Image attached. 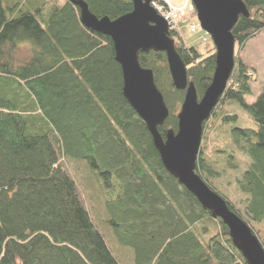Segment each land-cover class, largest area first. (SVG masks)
I'll return each instance as SVG.
<instances>
[{"label": "trees", "instance_id": "16d2710c", "mask_svg": "<svg viewBox=\"0 0 264 264\" xmlns=\"http://www.w3.org/2000/svg\"><path fill=\"white\" fill-rule=\"evenodd\" d=\"M96 17L130 13L132 0H80ZM249 16L232 30L234 67L202 126L195 172L250 227L264 251V89L240 54L264 32V0H240ZM170 37L198 99L215 55ZM153 72L177 130L184 91L165 54L139 55ZM239 108L256 127H237ZM237 155L244 168L237 171ZM83 163V165H82ZM87 169L131 264H246L227 227L162 166L152 137L122 95L109 37L90 31L68 0H0V264H128L95 226L68 167Z\"/></svg>", "mask_w": 264, "mask_h": 264}, {"label": "water", "instance_id": "95a60500", "mask_svg": "<svg viewBox=\"0 0 264 264\" xmlns=\"http://www.w3.org/2000/svg\"><path fill=\"white\" fill-rule=\"evenodd\" d=\"M68 1L78 8L83 27L111 39L115 62L122 74V95L146 126L166 172L196 198L203 210L227 227L232 245L246 264H264V251L251 229L195 172L202 126L233 71L235 40L232 30L239 17L249 16L244 3L240 0H190L200 29L210 37L215 48L211 83L198 99L170 37L169 27L152 9L150 0H132V11L114 20L94 16L83 1ZM150 51L165 54L173 87L185 93L176 116L177 130H167L164 138L158 128L168 118V109L155 85L153 72L139 64V55Z\"/></svg>", "mask_w": 264, "mask_h": 264}, {"label": "rangeland", "instance_id": "374dc122", "mask_svg": "<svg viewBox=\"0 0 264 264\" xmlns=\"http://www.w3.org/2000/svg\"><path fill=\"white\" fill-rule=\"evenodd\" d=\"M169 1L176 8L183 6L186 2V0ZM189 3L191 4L190 13L180 21L177 27L178 33L186 45L195 47L199 52L204 53L203 56L214 54L215 48L213 43L210 37L200 29L195 8L190 0ZM192 26L195 27V31H191ZM242 61L254 73L253 82L251 83L252 93L246 97L247 103L253 104L264 89V32L260 33L256 39L248 43L247 52ZM238 110L241 118L237 127H256L252 118L245 111L241 108ZM237 157V171H242L244 166L240 161L244 159L241 155H237ZM77 168L72 169V167H68V171L72 175L71 177L78 183V186H80L79 193L95 226L103 235L105 242L112 251L120 257H124L127 263L131 264L132 254L129 250L119 245L118 239L113 231L114 228L109 222L110 215L103 206L102 199L99 197L96 183L87 176V169L79 166Z\"/></svg>", "mask_w": 264, "mask_h": 264}, {"label": "built area", "instance_id": "2783aa9c", "mask_svg": "<svg viewBox=\"0 0 264 264\" xmlns=\"http://www.w3.org/2000/svg\"><path fill=\"white\" fill-rule=\"evenodd\" d=\"M150 6L168 24L172 31H177L180 21L186 18L191 9L189 0H186L185 4L178 8L172 6L169 0H150ZM191 31H195L194 26L191 27Z\"/></svg>", "mask_w": 264, "mask_h": 264}, {"label": "crops", "instance_id": "0c3cea01", "mask_svg": "<svg viewBox=\"0 0 264 264\" xmlns=\"http://www.w3.org/2000/svg\"><path fill=\"white\" fill-rule=\"evenodd\" d=\"M254 39H256V38H254ZM254 39H253V40H254ZM251 41H252V40H251ZM251 41H249V42H251ZM249 42H248V43H249ZM248 43L246 44L244 50H243L242 53L240 54V57H241L242 60H244V57H245V55H246L247 47H248Z\"/></svg>", "mask_w": 264, "mask_h": 264}, {"label": "bare ground", "instance_id": "6f19581e", "mask_svg": "<svg viewBox=\"0 0 264 264\" xmlns=\"http://www.w3.org/2000/svg\"><path fill=\"white\" fill-rule=\"evenodd\" d=\"M171 32H172V31L170 30V34H171ZM196 93H197V92H196ZM249 228H250V227H249Z\"/></svg>", "mask_w": 264, "mask_h": 264}]
</instances>
